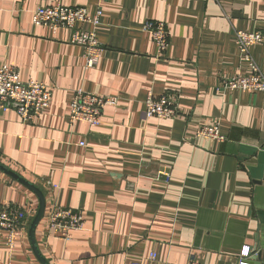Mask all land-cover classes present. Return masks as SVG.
<instances>
[{
  "label": "crops",
  "instance_id": "obj_1",
  "mask_svg": "<svg viewBox=\"0 0 264 264\" xmlns=\"http://www.w3.org/2000/svg\"><path fill=\"white\" fill-rule=\"evenodd\" d=\"M55 6L103 11L95 68L70 30L33 26L34 10ZM149 20L171 33L164 55L143 30ZM235 31L264 35V0H0V68L53 92L29 124L0 106V164L43 193L45 217L57 205L85 219L66 242L44 217L36 242L49 264H238L244 248L264 264V92L221 87L248 74ZM251 54L264 72V44ZM80 89L120 100L96 129L70 125ZM150 93L178 96V117L147 118ZM215 124L225 141L197 138ZM6 205L29 217L13 249L0 229V262L40 264L29 241L38 197L0 171Z\"/></svg>",
  "mask_w": 264,
  "mask_h": 264
},
{
  "label": "built area",
  "instance_id": "obj_2",
  "mask_svg": "<svg viewBox=\"0 0 264 264\" xmlns=\"http://www.w3.org/2000/svg\"><path fill=\"white\" fill-rule=\"evenodd\" d=\"M103 11L98 9L91 15L82 7H39L32 13L34 27H47L51 30L67 29L71 31L70 43L84 49L86 69L95 68L103 55L104 48L98 39L95 28L101 25ZM81 25H92L93 30H87ZM143 30L149 33L158 52L162 55L168 50L171 33L164 22L149 20ZM234 42L242 65L247 75H234L222 80L221 87L229 92H248L251 94L264 92V72L251 54V48L264 44L261 33L249 34L243 31L234 32ZM53 92L48 86L28 81H22L19 71L11 66L0 68V106L4 109L15 108L21 122H34L51 105ZM179 98L172 93L154 96L150 93L145 101V115L147 118L175 119L178 117ZM119 98L99 94H91L84 90H77L73 96L70 108L69 122L86 123L92 129L103 123L106 108H117ZM197 138L223 142L225 136L218 124L203 126L197 133ZM161 174V172H160ZM28 213L15 205H6L0 209V229L6 234V242L13 249L16 236L28 222ZM47 230L50 235L66 242L72 241L75 233L84 229L85 219L82 213L72 209H64L55 205L46 215ZM250 249L244 248L238 258V264H249ZM0 264H3L0 262ZM187 264H201L191 260Z\"/></svg>",
  "mask_w": 264,
  "mask_h": 264
},
{
  "label": "water",
  "instance_id": "obj_3",
  "mask_svg": "<svg viewBox=\"0 0 264 264\" xmlns=\"http://www.w3.org/2000/svg\"><path fill=\"white\" fill-rule=\"evenodd\" d=\"M0 171L3 172L5 175L9 176L10 178H12L14 181H16L19 184H21L22 186H24L25 188H27L28 190H30L31 192H33L38 197L39 209H38V212H37L36 216L34 217L32 223L30 225L29 241H30V245H31L33 254L36 257V259L40 262V264H49L48 261L41 254V252L38 248L37 242H36V231H37V228L39 227L40 223L44 219L45 212H46V198H45V196L36 186L32 185L27 180L22 178L20 175L16 174L15 172H13L12 170L3 166L2 164H0ZM256 249L257 248L254 249V252H256Z\"/></svg>",
  "mask_w": 264,
  "mask_h": 264
}]
</instances>
